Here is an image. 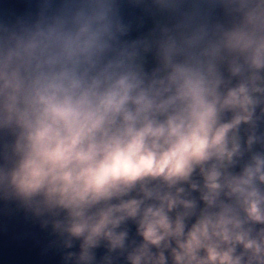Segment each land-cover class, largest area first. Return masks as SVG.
<instances>
[{
	"label": "clouds",
	"instance_id": "9594fccd",
	"mask_svg": "<svg viewBox=\"0 0 264 264\" xmlns=\"http://www.w3.org/2000/svg\"><path fill=\"white\" fill-rule=\"evenodd\" d=\"M5 235L22 264H264V0H0Z\"/></svg>",
	"mask_w": 264,
	"mask_h": 264
},
{
	"label": "water",
	"instance_id": "95a60500",
	"mask_svg": "<svg viewBox=\"0 0 264 264\" xmlns=\"http://www.w3.org/2000/svg\"><path fill=\"white\" fill-rule=\"evenodd\" d=\"M0 258L4 264H22L25 261L36 259L34 253L17 248L10 240L9 236H0Z\"/></svg>",
	"mask_w": 264,
	"mask_h": 264
}]
</instances>
